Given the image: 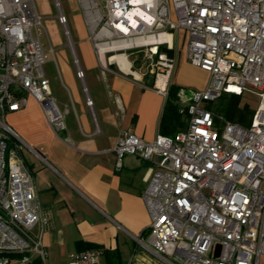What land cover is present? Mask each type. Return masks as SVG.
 I'll use <instances>...</instances> for the list:
<instances>
[{
	"label": "built area",
	"instance_id": "built-area-1",
	"mask_svg": "<svg viewBox=\"0 0 264 264\" xmlns=\"http://www.w3.org/2000/svg\"><path fill=\"white\" fill-rule=\"evenodd\" d=\"M54 3L76 74L84 80L62 2ZM79 3L103 68L105 52L129 59L144 53L155 75L152 88L167 99L177 65L173 36L184 29L188 59L209 72L205 87L178 89L186 129L158 133L151 141L132 129L120 131L114 147L118 169L129 153L153 163L142 193L149 233L138 241L169 264H259L264 255V0ZM44 27L34 0H0V264H49L35 228H46L51 216L24 159L25 142L5 119L32 95L55 132L67 127V111L45 73L54 48L43 43ZM113 63L126 70L118 60ZM245 92L259 98L247 125L206 106L224 94ZM87 104L93 106L89 96ZM102 254L100 248L72 252L67 264H103Z\"/></svg>",
	"mask_w": 264,
	"mask_h": 264
},
{
	"label": "crops",
	"instance_id": "crops-1",
	"mask_svg": "<svg viewBox=\"0 0 264 264\" xmlns=\"http://www.w3.org/2000/svg\"><path fill=\"white\" fill-rule=\"evenodd\" d=\"M65 1L74 13L70 18L75 23L72 43L85 70L84 80L76 74L72 48L54 0H39L41 10L35 6L49 35L47 43L54 48V57L44 68L54 97L67 111L66 129L55 132L32 95H27L26 105L5 116L25 142L24 159L35 174L40 199L51 216L49 225L43 228L38 224L35 233L41 235L48 250L49 264H67L72 252L90 248L102 249L103 264H169L137 239L142 236L147 240L149 233L150 216L142 193L153 163L129 153L118 169L114 149L123 129H132L149 141L162 133L167 99L152 88L153 83L144 74L132 73L131 58L132 68L127 72L113 63L116 55L105 52L107 68H103L79 0ZM173 39L184 53L182 56L179 50L180 63L171 85L205 87L209 72L188 59L186 30L176 31ZM51 61L55 69L48 66ZM189 66L203 73L200 84L194 85L181 75ZM49 69L58 74L54 88ZM87 96L93 100L92 107L87 104ZM259 264H264V255Z\"/></svg>",
	"mask_w": 264,
	"mask_h": 264
},
{
	"label": "rangeland",
	"instance_id": "rangeland-1",
	"mask_svg": "<svg viewBox=\"0 0 264 264\" xmlns=\"http://www.w3.org/2000/svg\"><path fill=\"white\" fill-rule=\"evenodd\" d=\"M35 1L34 2H35V4H37L38 9L41 10L39 0H35ZM61 2L63 5V10H64V12L68 18V26L71 29L73 36H74L75 35V29H74L75 23H73V20H70V18L72 19L74 13H73V11H70V9L68 8L69 6L67 5V2L65 0H61ZM56 10H57V8H56ZM69 15H70V17H69ZM57 17H58V10H57ZM42 21H43V18H42ZM43 24H44V21H43ZM44 26H45V24H44ZM62 28H63V26H62ZM41 32L40 33H41L43 43H44V45L46 44L45 47L49 48V45L47 43V41H49V35L47 32L46 26L44 27V30L43 29L41 30ZM176 45H177L176 46V49H177L179 46H178V44H176ZM180 48L181 49H177L175 52L172 53V55L177 56V63L178 64L180 63L178 60V58L180 56L179 50H181L180 53H182V56L184 53V49L182 47H180ZM130 58L134 61L135 72L137 71L135 75L139 76V73H142V74H144V78L147 81L154 83L155 75L149 71L150 59L148 58V56L145 57L144 53H141L140 55L131 54ZM52 63H53V61H51L48 66L53 65V67H54V63L53 64ZM185 68L186 67H184V69H182V74H181V75H184V79L192 82L194 85L200 84L201 78L203 77V73H201L200 71H195L191 66L187 67V69H185ZM54 69H55V67H54ZM53 71L54 70L52 69V71L48 74V76L51 78V80H52L51 83H52V86L54 88V85L56 82L55 77L58 76V74H57V72H53ZM174 71H173V73H174ZM173 73H172V76H173ZM170 83H172V77H171ZM232 97H233V94H224L221 98L216 99L215 101L207 102L206 106L209 109H211L213 112H215L217 115L223 116L224 118L228 119V117H227L228 105H229L230 99ZM258 103H259V98L257 97L256 94L250 93V92H245L240 97L238 107H243L244 105H251L252 108H256L258 106Z\"/></svg>",
	"mask_w": 264,
	"mask_h": 264
},
{
	"label": "trees",
	"instance_id": "trees-1",
	"mask_svg": "<svg viewBox=\"0 0 264 264\" xmlns=\"http://www.w3.org/2000/svg\"><path fill=\"white\" fill-rule=\"evenodd\" d=\"M179 87L171 85L170 92L167 97V103L161 119V131L163 134L172 135L179 131L180 128L186 127L187 119L181 107L177 103V92ZM241 95L233 94L230 99L227 111V117L230 120L249 124L256 108L251 105L238 107Z\"/></svg>",
	"mask_w": 264,
	"mask_h": 264
},
{
	"label": "bare ground",
	"instance_id": "bare-ground-1",
	"mask_svg": "<svg viewBox=\"0 0 264 264\" xmlns=\"http://www.w3.org/2000/svg\"><path fill=\"white\" fill-rule=\"evenodd\" d=\"M102 57H103V61H104L105 60V56L103 55ZM116 60H118L119 62H121V63L124 64V67L126 69L125 71H127V72L130 71V70H128V66L131 64V61H130L129 58H126V55H124V54H116ZM132 73L136 74L135 71H133ZM158 84L159 85H163V81L162 80H159Z\"/></svg>",
	"mask_w": 264,
	"mask_h": 264
},
{
	"label": "water",
	"instance_id": "water-1",
	"mask_svg": "<svg viewBox=\"0 0 264 264\" xmlns=\"http://www.w3.org/2000/svg\"><path fill=\"white\" fill-rule=\"evenodd\" d=\"M217 248H218V252H217V255H218V254H219V250H220V248H221L220 245H218Z\"/></svg>",
	"mask_w": 264,
	"mask_h": 264
}]
</instances>
